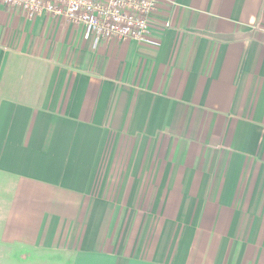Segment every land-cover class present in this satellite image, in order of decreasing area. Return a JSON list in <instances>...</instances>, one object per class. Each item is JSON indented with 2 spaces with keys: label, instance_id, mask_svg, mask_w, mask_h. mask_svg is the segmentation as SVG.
<instances>
[{
  "label": "crops",
  "instance_id": "crops-1",
  "mask_svg": "<svg viewBox=\"0 0 264 264\" xmlns=\"http://www.w3.org/2000/svg\"><path fill=\"white\" fill-rule=\"evenodd\" d=\"M0 264H264V0L98 42L0 4Z\"/></svg>",
  "mask_w": 264,
  "mask_h": 264
},
{
  "label": "built area",
  "instance_id": "built-area-1",
  "mask_svg": "<svg viewBox=\"0 0 264 264\" xmlns=\"http://www.w3.org/2000/svg\"><path fill=\"white\" fill-rule=\"evenodd\" d=\"M164 0H0L29 19L41 14L83 26L96 42L111 38L147 41L153 13ZM170 24L167 23L166 26Z\"/></svg>",
  "mask_w": 264,
  "mask_h": 264
}]
</instances>
